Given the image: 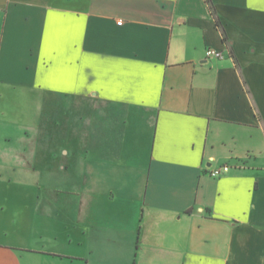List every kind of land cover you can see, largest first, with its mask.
I'll use <instances>...</instances> for the list:
<instances>
[{"label":"crops","instance_id":"crops-1","mask_svg":"<svg viewBox=\"0 0 264 264\" xmlns=\"http://www.w3.org/2000/svg\"><path fill=\"white\" fill-rule=\"evenodd\" d=\"M24 105L59 144L0 161L49 190L0 195V264H264V0H0Z\"/></svg>","mask_w":264,"mask_h":264},{"label":"rangeland","instance_id":"rangeland-1","mask_svg":"<svg viewBox=\"0 0 264 264\" xmlns=\"http://www.w3.org/2000/svg\"><path fill=\"white\" fill-rule=\"evenodd\" d=\"M216 18L218 19L216 12L214 11ZM23 111L22 117L19 119L20 121L14 125V122L8 121L7 124L9 126H0V161H7L10 162L9 156L14 157L19 150H25L29 147H37L41 149V151H46L47 148L52 147L53 144H59L57 140H52L49 138L48 134V124H50L49 119L51 114H48L46 111V107L43 110V114L41 109L43 106H38L39 108V118L41 129L39 132L36 130L31 129L29 127L30 121L25 116L27 106H22ZM29 107V106H28ZM31 109V108H30ZM30 115V113H29ZM20 123V124H18ZM17 126V127H16ZM21 126V127H18ZM40 153V156H46V153ZM4 163H0V168ZM8 172V171H6ZM5 177L6 182H0V195L1 194H28V195H35L37 193L44 194L48 192V186L40 184L34 185L30 182H26L23 180L22 183L16 182L13 173H6L2 174ZM0 174V178L2 177ZM9 177H12V183L7 182ZM4 179V178H3ZM60 190L63 191V186H60ZM70 191V190H68ZM74 191V190H72Z\"/></svg>","mask_w":264,"mask_h":264},{"label":"built area","instance_id":"built-area-1","mask_svg":"<svg viewBox=\"0 0 264 264\" xmlns=\"http://www.w3.org/2000/svg\"><path fill=\"white\" fill-rule=\"evenodd\" d=\"M206 56L208 58H215V59H219V60H223L225 58V54L223 52L216 51V50H213V49H208L206 51ZM230 170H231V166L225 164V165H222V166H220L218 168H215V169L211 170L210 171V176L214 177V178H218V177L228 173Z\"/></svg>","mask_w":264,"mask_h":264},{"label":"trees","instance_id":"trees-1","mask_svg":"<svg viewBox=\"0 0 264 264\" xmlns=\"http://www.w3.org/2000/svg\"><path fill=\"white\" fill-rule=\"evenodd\" d=\"M225 37V36H224Z\"/></svg>","mask_w":264,"mask_h":264}]
</instances>
